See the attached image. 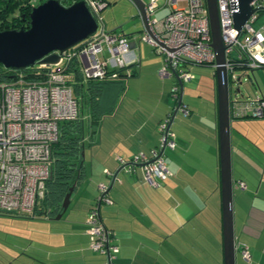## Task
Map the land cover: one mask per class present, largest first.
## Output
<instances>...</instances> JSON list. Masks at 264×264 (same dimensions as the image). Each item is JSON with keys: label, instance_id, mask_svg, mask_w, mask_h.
<instances>
[{"label": "crops", "instance_id": "crops-1", "mask_svg": "<svg viewBox=\"0 0 264 264\" xmlns=\"http://www.w3.org/2000/svg\"><path fill=\"white\" fill-rule=\"evenodd\" d=\"M160 4L166 7L164 0ZM122 17L110 23L102 20L106 30L129 36L131 47L125 59L133 74L107 85L101 96L111 108L98 122L90 123L85 112L84 173L70 196L76 204L59 219L37 216L44 224L31 228L27 245L31 255L26 264H105L104 257L89 248L85 221L96 203L99 182L108 184L111 202L97 206L101 221L115 233L116 263L224 264L214 71L206 86L196 79L186 90L183 82L182 102L190 111L187 115L176 112L170 122L176 145L162 151L171 175L149 184L139 165L133 172L120 168L117 155L129 159L133 153L149 154L158 147L157 125L174 107L171 87L177 81L173 74L160 75L163 56L140 40L142 19L129 22ZM262 121L253 117L231 120L235 264H264ZM246 163L257 172L249 182L235 169H243ZM240 181L244 185L238 188ZM65 211L66 224H55ZM240 243L248 246L249 259L242 256Z\"/></svg>", "mask_w": 264, "mask_h": 264}, {"label": "built area", "instance_id": "built-area-1", "mask_svg": "<svg viewBox=\"0 0 264 264\" xmlns=\"http://www.w3.org/2000/svg\"><path fill=\"white\" fill-rule=\"evenodd\" d=\"M85 2L97 21L96 30L78 47L64 51L56 64L38 63L39 66H51L46 78L33 81L19 74L13 81H0L1 211H32L50 175L51 146L57 138L59 123L78 116V102L61 72L63 60L75 57L84 79L101 78L107 74V69L127 64L125 55L131 47L129 36L122 31L106 30L103 22L100 25V10L108 5V1ZM216 4L229 81L230 84L238 83L240 75L235 72L236 69L264 67V23L258 27L254 25L264 12V0L250 1L253 11L240 30L233 23L238 0H216ZM164 6L168 8L167 12L157 18L152 14L159 7L158 0L145 3L149 29L144 27L140 40L148 42L156 53L163 56L160 75L173 74L176 77L171 95L177 100L178 80L185 82L193 76L186 66L189 63L215 66V54L210 45L206 0H164ZM108 74L110 77L116 76L115 71ZM237 93L230 90L231 119L264 116V96L247 99L242 98L241 94L239 97ZM177 111L187 115L190 109L181 102ZM171 115L168 112L158 122V147L151 148L149 154L142 151L133 153L129 159L117 155L120 168L133 172L139 165L144 180L149 184H155L157 179L164 180L171 175L161 150L162 147L174 148L176 145L174 132L170 128ZM104 172L112 174L108 169ZM238 185L243 186L244 183L240 181ZM96 187V204L90 208L86 217L89 246L106 255L105 264H121L114 261L118 251L115 233L103 224L97 206L99 203L111 202L108 184L99 182ZM240 250L242 256L249 259L245 243H240Z\"/></svg>", "mask_w": 264, "mask_h": 264}, {"label": "water", "instance_id": "water-1", "mask_svg": "<svg viewBox=\"0 0 264 264\" xmlns=\"http://www.w3.org/2000/svg\"><path fill=\"white\" fill-rule=\"evenodd\" d=\"M145 28L148 16L143 0H131ZM251 0H238V9L233 13V23L240 30L253 11ZM211 42L215 54L214 76L216 80L217 124L219 140V179L221 193L222 235L224 264H235V236L233 225V176L231 158V116L229 73L226 67L216 0H206ZM97 27V21L85 0H72L68 5L58 0H43L33 5L26 28L0 29V63L8 68L30 66L35 62L53 65L67 49L86 39ZM240 83V78L238 80ZM179 97L174 100L171 120L182 102L183 82L178 80ZM239 91V87L235 89ZM171 122V121H170ZM164 150V147L161 149ZM83 155V151L81 152ZM51 173V170H50ZM74 182L62 200V212L67 209ZM59 212L56 218L61 216Z\"/></svg>", "mask_w": 264, "mask_h": 264}, {"label": "trees", "instance_id": "trees-1", "mask_svg": "<svg viewBox=\"0 0 264 264\" xmlns=\"http://www.w3.org/2000/svg\"><path fill=\"white\" fill-rule=\"evenodd\" d=\"M40 1L43 0H0V29L28 27L29 12L32 6ZM58 1L63 5L72 2V0ZM82 41L72 48L81 45ZM50 67L39 66L38 62H35L30 66L13 69L0 63V81H13L19 74L27 80L40 81L46 78L47 70ZM60 68L66 84L71 86L73 95L78 102V116L75 119L63 120L59 123L57 138L51 146V173L46 179L42 194L36 199L32 211L18 213L0 210L2 213L26 214L30 217L44 214L52 217L62 212V200L65 193L74 182L78 183L84 173L81 149L83 148V116L85 112L88 113L90 123L98 122L102 113L107 111L106 108H111V105H108V100L102 97V92L105 91L107 85L112 82H122L125 77L133 74V71L126 64L106 70L107 74L115 71L116 76L114 77L106 74L101 78L84 79L75 57L64 59ZM84 88L88 93H84ZM244 118L251 117L232 118L231 120Z\"/></svg>", "mask_w": 264, "mask_h": 264}, {"label": "rangeland", "instance_id": "rangeland-1", "mask_svg": "<svg viewBox=\"0 0 264 264\" xmlns=\"http://www.w3.org/2000/svg\"><path fill=\"white\" fill-rule=\"evenodd\" d=\"M162 0H158L159 7L155 10L154 17L161 18L166 13V7H161ZM182 2L183 0H178ZM137 8L134 5H131L128 0H111L110 3L100 10L101 23L104 19L108 23H110L113 19L123 18L122 15H125V20H129V22L139 21L140 16L136 13ZM131 15H133L132 18ZM264 23V12L261 13V17L257 19L255 22V26L258 27L260 24ZM148 43V42H147ZM100 52L99 54H101ZM104 53L107 52L104 50ZM98 54V55H99ZM162 56V55H161ZM186 68L193 75L190 80L184 82V87L188 88L191 82L196 81V79H200L202 86L208 85V81H210L211 76L214 71V66L208 64H193L189 63ZM235 72L240 75V83L238 84L239 91L237 95L242 98L253 99L258 95L264 96V67H258L253 70L251 69H236ZM236 83H231L232 92L236 88ZM194 93L197 94V91ZM193 93V95H194ZM188 92H185V96H187ZM192 95V96H193ZM172 98V97H171ZM256 119H264V116L255 117ZM85 119H83L84 123V131L87 130V124L85 123ZM262 130H264V121L261 122ZM259 124H254L253 127L258 128ZM242 167L243 169L239 170L236 166V174L242 175L249 182L252 178V175L255 176L257 172H255L252 168H250V164L246 163ZM262 170L259 172V179L261 176ZM238 188L241 185H237ZM76 201L74 199L71 200L68 208L70 210L74 207ZM65 211L63 217L60 220L55 221V224H66L67 212ZM39 215L35 216H26L20 215L17 213H2L0 212V264H26L28 261V256L31 255V249L28 248L29 238H31L30 231L31 228L44 224L42 221H38ZM59 219V218H58ZM35 230V229H33ZM89 248L98 253L99 256H103L104 260H106V255L100 253L97 250Z\"/></svg>", "mask_w": 264, "mask_h": 264}, {"label": "flooded vegetation", "instance_id": "flooded-vegetation-1", "mask_svg": "<svg viewBox=\"0 0 264 264\" xmlns=\"http://www.w3.org/2000/svg\"><path fill=\"white\" fill-rule=\"evenodd\" d=\"M239 84V82L238 83H236V85H238Z\"/></svg>", "mask_w": 264, "mask_h": 264}]
</instances>
